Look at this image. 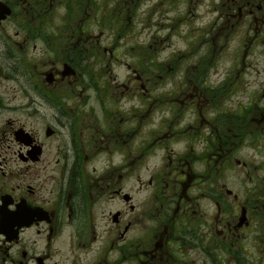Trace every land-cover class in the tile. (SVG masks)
<instances>
[{
	"label": "flooded vegetation",
	"instance_id": "flooded-vegetation-1",
	"mask_svg": "<svg viewBox=\"0 0 264 264\" xmlns=\"http://www.w3.org/2000/svg\"><path fill=\"white\" fill-rule=\"evenodd\" d=\"M69 1L0 0V264H264V0Z\"/></svg>",
	"mask_w": 264,
	"mask_h": 264
},
{
	"label": "rangeland",
	"instance_id": "rangeland-1",
	"mask_svg": "<svg viewBox=\"0 0 264 264\" xmlns=\"http://www.w3.org/2000/svg\"><path fill=\"white\" fill-rule=\"evenodd\" d=\"M63 1L65 0H57V3L56 5L54 6L50 16H49V21L51 23V25H56L58 23V18L60 16L61 13H65V10L63 8ZM41 3V0H37L36 2V7H38ZM74 3H76V1L74 0H70L68 2L69 5H73ZM77 3L79 6H84L85 4V0H77ZM93 8V6H92ZM136 8H137V5L135 4L134 6H132V11H136ZM79 9V7H76V8H71V13H75L77 12ZM59 11V13H58ZM92 11V9H91ZM204 12H205V15H204ZM180 12L177 11V12H174V13H170V15H172V17H176L177 14H179ZM58 14V15H57ZM201 14L204 15V17L200 20V21H197L196 18H193L191 16L189 22H188V26L190 23L192 24H196L197 27H199L200 29H205L207 31H211L212 30V27L210 26V23L213 24L214 23V20H213V13L209 11H201ZM144 14H142L143 16ZM67 20L69 17H66ZM169 21H173L175 23L176 26H181L180 28V32H181V38H178V37H173L171 36V41H172V45L175 46V49H180V50H184L187 45H188V41L186 39V42L183 41V35H184V32H183V29L184 31H186V29L188 27H186L187 25H183V21L186 22V20H182L180 18H173V19H169ZM169 21L163 19L161 21H158V20H142L141 24L137 23L138 24V27H141L142 28V31H143V39L144 40H151L153 37H155L159 32H157V30L159 29V27L163 26V25H167L169 23ZM66 22V21H64ZM137 27V29H138ZM184 27V28H183ZM67 29H70V27H67ZM138 36H136V34H133V35H128V42L131 43L134 39H137ZM60 40V39H59ZM168 40L164 41V43H167ZM45 47L46 45H43V44H39V50L36 54V58H37V62L36 64L39 65L40 67V63L43 59V54H44V51H45ZM69 48H70V43L67 42L66 45H65V48H63V50H66L65 52L69 51ZM219 50H220V46L218 47ZM152 50V49H151ZM153 51V50H152ZM230 51V52H229ZM151 53V51H149ZM201 50H198L196 51L194 54H192V57H194V55L200 53ZM228 52V53H227ZM126 52H123L121 54L122 56V61H127L128 60V57H126L125 55ZM154 53V51H153ZM152 53V54H153ZM227 53V54H226ZM178 54H182V51L181 52H178V53H172L170 54V58L172 56H177ZM203 53L199 54L198 56L202 55ZM169 55V54H168ZM156 56H158L156 54ZM235 54L233 52V50L230 48L228 50H226L225 52H223L222 54H217L216 56V59H218L219 57L222 59L220 62L221 63H228V62H232L233 61V58ZM152 57V56H151ZM166 56L164 55L162 58H165ZM176 61H179L177 59H175ZM117 62L116 66L113 67L114 71L115 72H119V73H124L125 70H126V67L124 66H119V64L123 63V62ZM37 73L38 72V69L35 68L33 70V73H32V83L35 84V79H37ZM261 88V85H255V86H252V88Z\"/></svg>",
	"mask_w": 264,
	"mask_h": 264
}]
</instances>
